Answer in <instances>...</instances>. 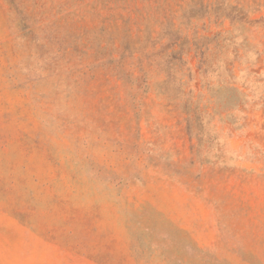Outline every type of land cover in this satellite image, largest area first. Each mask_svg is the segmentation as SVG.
I'll use <instances>...</instances> for the list:
<instances>
[{
    "label": "rangeland",
    "instance_id": "1",
    "mask_svg": "<svg viewBox=\"0 0 264 264\" xmlns=\"http://www.w3.org/2000/svg\"><path fill=\"white\" fill-rule=\"evenodd\" d=\"M0 264H264V0H0Z\"/></svg>",
    "mask_w": 264,
    "mask_h": 264
}]
</instances>
